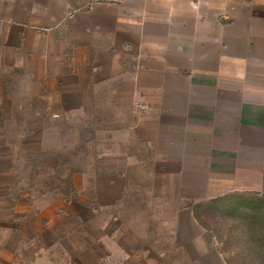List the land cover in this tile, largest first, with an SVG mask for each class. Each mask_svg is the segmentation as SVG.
Here are the masks:
<instances>
[{"label":"rangeland","instance_id":"rangeland-1","mask_svg":"<svg viewBox=\"0 0 264 264\" xmlns=\"http://www.w3.org/2000/svg\"><path fill=\"white\" fill-rule=\"evenodd\" d=\"M93 1L0 0V8L7 6L15 19L22 3L66 2L77 8ZM242 5L244 43L232 44L227 51L232 57L215 59L203 71V62L193 56L204 47L185 39L179 81L187 89L179 98L213 106H202L199 120L186 117L178 171L164 161L173 156L161 153L166 129L160 122L152 139H130L128 122H111L112 109L98 128L99 138L94 129L82 136L83 124L72 123L67 138L47 140L46 152L25 158L26 174L36 184L25 193L41 195L39 206L49 205L45 196L67 192L73 198L78 229L51 239L72 243L76 257L88 256L86 264H264V0H244L238 8ZM158 97L155 91L147 96ZM120 110L128 121V108ZM116 125L119 140L113 137ZM65 173L81 186H65ZM97 189L102 202L96 201ZM18 190L13 186L10 192ZM34 208L28 202L0 203V264L45 259L41 235L19 224L27 215L25 222H31Z\"/></svg>","mask_w":264,"mask_h":264},{"label":"crops","instance_id":"crops-1","mask_svg":"<svg viewBox=\"0 0 264 264\" xmlns=\"http://www.w3.org/2000/svg\"><path fill=\"white\" fill-rule=\"evenodd\" d=\"M239 2L244 0H97L77 8L34 2L19 4L15 19L9 18L7 6L0 8V203L35 207L31 222H25L28 215L19 218L23 230L31 227L42 237L46 256L34 258V264H86L88 256L76 257L72 243L51 239L78 227L74 200L64 192L45 196L49 205L39 206L41 195L25 193L36 186L26 174L25 158L46 152L47 140L67 138L72 123L83 124L82 136L94 129L99 138L98 128L112 109L111 122H128L130 139H152L160 122L166 129L161 153L173 156L164 161L178 171L186 117L199 120L201 107L212 105L179 98L187 89L179 81L185 39L204 47L193 56L203 62V71L215 59L232 57L227 52L232 44L244 43V5L238 8ZM154 91L159 97L148 99ZM173 91L177 98H171ZM121 107L128 108V121ZM120 132L113 126L115 139ZM62 177L65 186H81L72 174ZM13 186L19 188L16 195L10 192ZM96 201L102 202L98 189Z\"/></svg>","mask_w":264,"mask_h":264}]
</instances>
